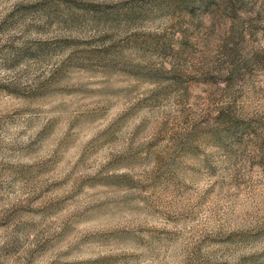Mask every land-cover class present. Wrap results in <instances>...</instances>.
Masks as SVG:
<instances>
[{"label":"rangeland","instance_id":"rangeland-1","mask_svg":"<svg viewBox=\"0 0 264 264\" xmlns=\"http://www.w3.org/2000/svg\"><path fill=\"white\" fill-rule=\"evenodd\" d=\"M0 264H264V0H0Z\"/></svg>","mask_w":264,"mask_h":264},{"label":"trees","instance_id":"trees-1","mask_svg":"<svg viewBox=\"0 0 264 264\" xmlns=\"http://www.w3.org/2000/svg\"><path fill=\"white\" fill-rule=\"evenodd\" d=\"M205 3V2H204ZM188 8H190L191 9V7H188Z\"/></svg>","mask_w":264,"mask_h":264}]
</instances>
